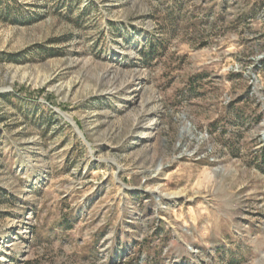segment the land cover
<instances>
[{"label": "rangeland", "instance_id": "rangeland-1", "mask_svg": "<svg viewBox=\"0 0 264 264\" xmlns=\"http://www.w3.org/2000/svg\"><path fill=\"white\" fill-rule=\"evenodd\" d=\"M0 264H264V0H0Z\"/></svg>", "mask_w": 264, "mask_h": 264}, {"label": "water", "instance_id": "water-1", "mask_svg": "<svg viewBox=\"0 0 264 264\" xmlns=\"http://www.w3.org/2000/svg\"><path fill=\"white\" fill-rule=\"evenodd\" d=\"M80 135L83 137V135L80 133Z\"/></svg>", "mask_w": 264, "mask_h": 264}]
</instances>
